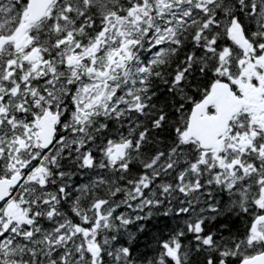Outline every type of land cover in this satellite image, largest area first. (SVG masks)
I'll return each mask as SVG.
<instances>
[{"label": "snow or ice", "instance_id": "obj_1", "mask_svg": "<svg viewBox=\"0 0 264 264\" xmlns=\"http://www.w3.org/2000/svg\"><path fill=\"white\" fill-rule=\"evenodd\" d=\"M0 264H264V0H0Z\"/></svg>", "mask_w": 264, "mask_h": 264}]
</instances>
